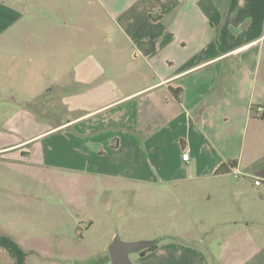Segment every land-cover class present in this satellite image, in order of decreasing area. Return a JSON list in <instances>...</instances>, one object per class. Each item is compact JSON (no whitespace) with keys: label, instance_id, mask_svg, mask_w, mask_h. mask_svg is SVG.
Listing matches in <instances>:
<instances>
[{"label":"crops","instance_id":"crops-1","mask_svg":"<svg viewBox=\"0 0 264 264\" xmlns=\"http://www.w3.org/2000/svg\"><path fill=\"white\" fill-rule=\"evenodd\" d=\"M95 1L138 44L135 58L158 80L138 90L139 100L123 118L109 94L82 87L75 106H95V119L86 122L91 112L84 113L71 146L47 148L50 166L102 176L104 186L121 171L124 182L135 178L172 192L158 200H172L191 224L182 225L177 215L175 223L161 222L158 233L130 232L129 225L121 232L134 233L129 242L157 240L155 249L139 252L135 264H264V111H258L264 108V0ZM32 8L40 11L39 26L51 24L45 4ZM34 18L30 27L38 25ZM77 79L90 83L83 73ZM123 150L129 159L120 164ZM222 165L229 171L218 172ZM83 202L77 201L76 215L82 218ZM93 225L77 231L81 244L55 242L50 250H87ZM117 232H104V242L96 244L98 264H112L110 238Z\"/></svg>","mask_w":264,"mask_h":264},{"label":"rangeland","instance_id":"rangeland-1","mask_svg":"<svg viewBox=\"0 0 264 264\" xmlns=\"http://www.w3.org/2000/svg\"><path fill=\"white\" fill-rule=\"evenodd\" d=\"M41 4L47 6L51 20L47 27L39 26L40 11L32 8ZM33 18L38 25L30 27ZM137 47L95 0H0V235L22 247L24 264H98L95 249L104 232L118 231L111 241L118 235L129 242L134 233H121L129 225L130 232H156L161 222H177V215L182 225L191 224L188 212H177L172 200L170 205L158 200L173 197L161 187L140 184L135 178L124 182L121 171L104 186L102 176L49 164V146H71L83 123L81 115L91 112L86 122L95 119V106H75L82 87H90V94L99 89L109 94L114 112L123 118L139 100L138 90L158 80L141 58H135ZM82 73L90 83L77 79ZM138 143L146 148L140 138ZM30 152L27 160L21 158ZM124 152L117 158L120 164L129 159ZM156 152L149 157L155 158ZM134 158L140 161L141 156ZM80 198L87 208L83 218L76 216L81 214ZM91 221L87 250L81 246L50 250L55 242L81 244L77 231ZM198 237L204 241L205 236ZM139 252L130 254L132 264ZM0 264H15L1 246Z\"/></svg>","mask_w":264,"mask_h":264},{"label":"water","instance_id":"water-1","mask_svg":"<svg viewBox=\"0 0 264 264\" xmlns=\"http://www.w3.org/2000/svg\"><path fill=\"white\" fill-rule=\"evenodd\" d=\"M157 240L128 242L116 236L109 247L112 264H132L130 254L152 248Z\"/></svg>","mask_w":264,"mask_h":264},{"label":"trees","instance_id":"trees-1","mask_svg":"<svg viewBox=\"0 0 264 264\" xmlns=\"http://www.w3.org/2000/svg\"><path fill=\"white\" fill-rule=\"evenodd\" d=\"M172 92H174L175 94L176 90L172 89ZM232 165H235V164H232ZM228 171H229V167L227 165H222L218 170V172H228ZM0 246L5 248L10 253V255L15 260V264H24L25 253L22 247L15 240H13L10 236L0 235ZM155 248H156V245H154L152 248L147 249L145 251L153 250ZM145 251H143V253Z\"/></svg>","mask_w":264,"mask_h":264},{"label":"built area","instance_id":"built-area-1","mask_svg":"<svg viewBox=\"0 0 264 264\" xmlns=\"http://www.w3.org/2000/svg\"><path fill=\"white\" fill-rule=\"evenodd\" d=\"M258 111L259 112H263L264 108L260 107V108H258ZM182 158H183V160L188 161L189 160V155L187 153H185V154L182 155ZM257 184L259 185L260 182L258 181Z\"/></svg>","mask_w":264,"mask_h":264}]
</instances>
